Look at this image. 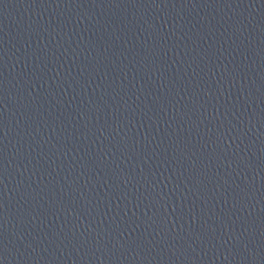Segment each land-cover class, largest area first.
<instances>
[{"label":"water","instance_id":"95a60500","mask_svg":"<svg viewBox=\"0 0 264 264\" xmlns=\"http://www.w3.org/2000/svg\"><path fill=\"white\" fill-rule=\"evenodd\" d=\"M0 264H264L249 0H0Z\"/></svg>","mask_w":264,"mask_h":264}]
</instances>
